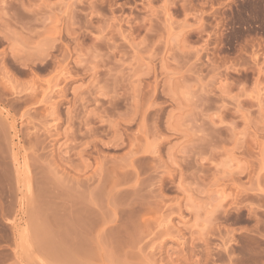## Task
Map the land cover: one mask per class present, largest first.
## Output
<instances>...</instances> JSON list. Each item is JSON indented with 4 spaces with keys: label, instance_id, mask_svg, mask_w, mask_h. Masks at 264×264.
<instances>
[{
    "label": "rangeland",
    "instance_id": "1",
    "mask_svg": "<svg viewBox=\"0 0 264 264\" xmlns=\"http://www.w3.org/2000/svg\"><path fill=\"white\" fill-rule=\"evenodd\" d=\"M0 264H264V0H0Z\"/></svg>",
    "mask_w": 264,
    "mask_h": 264
},
{
    "label": "bare ground",
    "instance_id": "2",
    "mask_svg": "<svg viewBox=\"0 0 264 264\" xmlns=\"http://www.w3.org/2000/svg\"><path fill=\"white\" fill-rule=\"evenodd\" d=\"M58 112V111H57ZM52 114H53V112H52ZM55 115H56V113H55Z\"/></svg>",
    "mask_w": 264,
    "mask_h": 264
}]
</instances>
